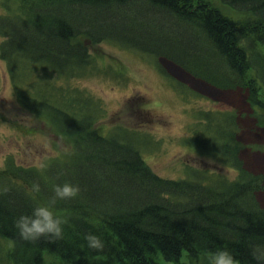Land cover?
<instances>
[{
  "label": "trees",
  "instance_id": "1",
  "mask_svg": "<svg viewBox=\"0 0 264 264\" xmlns=\"http://www.w3.org/2000/svg\"><path fill=\"white\" fill-rule=\"evenodd\" d=\"M15 1L12 8L5 0L8 11L0 14V57L17 101L47 120L59 138H71L73 151L42 168L13 156L0 167V237L11 243V261L45 264L49 253L62 264L180 263L184 252L195 261L227 248L239 264H264L253 255L264 249V171L247 153L255 148L237 142L240 119L250 118L251 131L264 128V115L258 116L264 113V0H222L244 12L239 18L207 0ZM85 40L149 55L183 93L185 84L165 65L243 92L251 112H235L216 124L221 131L197 143L223 155L236 176H161L130 138L132 131L100 132L95 124L105 113L101 100L71 82L57 83L84 76L93 64ZM229 123L231 128L223 127ZM67 181L80 192L53 205L65 220L63 238L23 240L15 219L49 203L54 185ZM88 232L101 235L103 250L87 247Z\"/></svg>",
  "mask_w": 264,
  "mask_h": 264
},
{
  "label": "rangeland",
  "instance_id": "2",
  "mask_svg": "<svg viewBox=\"0 0 264 264\" xmlns=\"http://www.w3.org/2000/svg\"><path fill=\"white\" fill-rule=\"evenodd\" d=\"M207 1L232 17L244 16L243 11L222 0ZM4 2L0 0V14L8 11ZM10 3L12 8L16 7L15 0ZM2 40L0 35V44ZM85 43L93 55V64L84 76L71 77V80L61 77L57 83L71 82L101 100L105 113L95 124L100 132L132 131L130 138L138 143L146 162L161 176H236V169L223 155L197 143L221 131L223 128H217L216 124H224L235 112H251L243 92L219 89L173 64L165 65L174 78L185 84L188 92L183 93L171 85L149 55L108 41L91 44L85 40ZM263 115L258 111V116ZM210 119L214 126L209 123ZM249 120H239L243 131L237 142L250 146L249 151L255 148L247 153L255 168L264 171V128L251 131ZM230 123L223 127L231 128ZM71 143V138H59L47 120L19 104L8 65L0 57V167L9 156L19 164L38 168L53 159L66 160L73 151ZM9 247L11 243L0 237V264H14L8 256ZM45 259V264H62L49 253L45 254ZM205 263L213 264L211 257L201 256L191 261L185 252L180 263L161 262Z\"/></svg>",
  "mask_w": 264,
  "mask_h": 264
},
{
  "label": "clouds",
  "instance_id": "3",
  "mask_svg": "<svg viewBox=\"0 0 264 264\" xmlns=\"http://www.w3.org/2000/svg\"><path fill=\"white\" fill-rule=\"evenodd\" d=\"M32 187L34 191H40L38 183H34ZM79 192V185L70 181L55 184L54 195L49 203L37 204L30 213L20 214L15 219V227L21 238L25 241H37L42 237L49 240L62 239L65 220L56 214L53 205L57 200L74 198ZM84 239L90 249L103 250L105 248V240L97 233L88 232L84 234ZM253 255L257 260L264 261V249L255 250ZM211 259L213 264H239L234 254L227 248L217 249Z\"/></svg>",
  "mask_w": 264,
  "mask_h": 264
}]
</instances>
